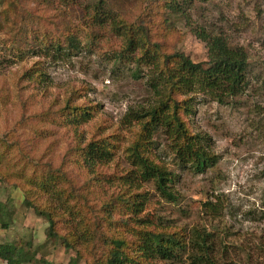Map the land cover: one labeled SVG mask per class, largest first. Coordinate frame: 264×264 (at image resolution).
I'll return each instance as SVG.
<instances>
[{"label":"rangeland","instance_id":"1","mask_svg":"<svg viewBox=\"0 0 264 264\" xmlns=\"http://www.w3.org/2000/svg\"><path fill=\"white\" fill-rule=\"evenodd\" d=\"M96 1L0 0V172L8 174L4 179L0 174V201H7L10 215L7 227H0V243H12L31 255L22 264H94L85 253L72 262V251L44 240L47 222L23 205L18 177L34 173L33 162L62 163L80 186L87 172L68 150L96 134L110 141L111 156L98 167L102 182L92 183L89 204L99 206L111 194L129 189L131 199L133 194L136 199L126 208L130 221L164 231L181 230L186 240L193 229H204L210 233L209 255L215 263L264 264V0H195L183 5L184 16L172 17L165 28L155 27L171 32L159 41L193 62L207 59L205 43L193 33L198 28L222 35L247 57L240 93L222 102L202 92L191 95L186 122L191 132L204 137L205 149L216 159L212 167L194 172L189 162L179 163L161 132L146 143L149 157L170 179L166 184L173 200L162 198L152 179H139L136 165L126 157L139 128L127 111L146 104L152 94L145 81L147 67L138 65L142 76L134 78V55L118 54L126 45V24L145 11L148 0H100L107 13L101 22L89 18ZM41 13L51 15L56 23L73 24L81 47L59 53L38 48L40 27L32 18ZM48 28L52 39L64 41L51 23ZM32 65L41 73L38 82L24 75ZM67 96L73 104L92 106V117L77 128L51 118L31 122L33 111L42 112L49 102L58 107ZM104 175H110L108 182ZM45 196L38 194V201ZM205 199L215 208L204 205ZM5 218L0 215V223ZM142 239L139 236L136 245ZM143 253L146 264L168 263ZM181 258L183 264H194L185 253ZM0 264L5 261L0 259Z\"/></svg>","mask_w":264,"mask_h":264},{"label":"trees","instance_id":"2","mask_svg":"<svg viewBox=\"0 0 264 264\" xmlns=\"http://www.w3.org/2000/svg\"><path fill=\"white\" fill-rule=\"evenodd\" d=\"M191 1L195 0H148L145 11L137 13L134 21L126 24V45L118 54L121 57L124 54L134 55L131 57L136 65L131 71L134 78L142 76L138 65L147 67L145 81L152 94V99L146 104L127 111V115L139 126L135 139L126 148L127 160L136 165L139 179L143 182L152 179L159 195L167 200L175 198L166 184L170 179L154 159L149 157L146 143L161 132L169 140L168 144L179 163L189 162L194 172L212 167L216 159L205 149L202 142L204 137L191 132L186 122V117L191 113V95L202 92L222 102L225 97L240 93L246 68L247 57L241 47H230L222 35L209 34L203 28L193 29L194 35L206 46L207 59L203 62H193L182 51L171 50L165 42L159 41L160 36L171 32L167 33L166 29L164 33L157 30V24H171L172 17L184 16L183 5ZM160 12L164 13L162 18ZM106 14L98 0L92 5L89 18L90 21L101 22ZM34 16L33 21L36 18L40 27L37 36L39 45H36L38 48L43 46L59 53L81 47L75 27L69 21L56 23L47 13ZM50 23L57 36H63L64 41L52 39L55 37L48 28ZM24 75L35 82L41 77L35 65L29 67ZM91 109L92 106L73 104L67 96L62 105L54 108L49 102L45 110L33 111L30 116H33L35 121L31 122L35 124L51 118L77 128L92 117ZM106 138L95 134V138L84 144L76 142L74 147L69 148L68 151L73 150L76 154L74 162L87 172V178L78 184L80 186L75 185L77 181L68 176L67 168L62 163L51 165L48 162H33L31 164L35 172L23 178L18 177L24 194L23 205L47 222L44 240L58 242L65 250L72 251V262L85 253L93 258L94 264H146V255L143 253L145 250L154 258L168 262L167 264L182 263L181 256L184 253L185 257L191 259V263L217 264L209 255L207 240L210 233L204 229H193L186 240L181 230L165 226L164 229L169 230L164 231L130 221L126 216V208H130L136 199L134 194L131 199V195L127 193L129 189L117 196L111 194L110 199L99 206L88 203L87 196L92 183L102 182L103 175L98 167L111 156V143ZM0 174L2 179L8 176L7 173ZM109 178L110 175H104L105 181L108 182ZM6 180L14 187L17 185L9 177ZM33 189H37L39 193L32 194ZM40 193L46 194L41 202L37 199ZM51 199L58 203L52 204ZM203 202L210 209L215 208V204L207 199ZM66 207L69 208L68 211ZM0 215L6 217L0 227L6 228L10 219L7 201H0ZM141 235L144 239L136 245ZM31 258L21 247L7 242L0 243V259L5 264H22Z\"/></svg>","mask_w":264,"mask_h":264}]
</instances>
